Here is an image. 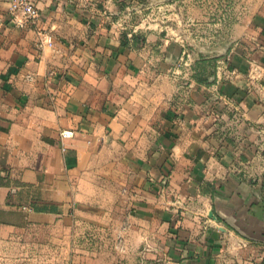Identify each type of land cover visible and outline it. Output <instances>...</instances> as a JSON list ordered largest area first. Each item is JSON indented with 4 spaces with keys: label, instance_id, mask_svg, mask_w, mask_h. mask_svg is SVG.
I'll return each instance as SVG.
<instances>
[{
    "label": "crops",
    "instance_id": "1",
    "mask_svg": "<svg viewBox=\"0 0 264 264\" xmlns=\"http://www.w3.org/2000/svg\"><path fill=\"white\" fill-rule=\"evenodd\" d=\"M35 2L0 0V264H264V0L207 84L158 0Z\"/></svg>",
    "mask_w": 264,
    "mask_h": 264
},
{
    "label": "rangeland",
    "instance_id": "2",
    "mask_svg": "<svg viewBox=\"0 0 264 264\" xmlns=\"http://www.w3.org/2000/svg\"><path fill=\"white\" fill-rule=\"evenodd\" d=\"M263 0H158V10L145 11L143 20L147 25L153 27L157 24V30L163 29L162 33L170 36L182 44L181 56L185 52L189 55V66L193 67L196 59H206V48L219 49L228 44L233 36L235 25L243 24L251 15L252 7H258ZM140 21V22H141ZM129 28L127 31H132ZM146 29V27H145ZM145 29H138L137 34L142 38ZM142 32V33H141ZM136 35V34H133ZM213 50V51H215ZM204 53V54H203ZM212 64L208 68V73H212L216 68L218 58H209ZM183 63V62H181ZM180 64V63H179ZM221 66V64H217ZM185 67V66H184ZM179 76L180 83L186 86L190 82V75ZM211 76V77H212ZM184 77V78H181ZM98 236V235H97ZM96 236V237H97ZM94 235L84 238V244L89 247V243L96 240ZM106 235H101L97 239L101 243ZM115 243H121L122 237L110 236ZM84 261L89 259L90 253H83Z\"/></svg>",
    "mask_w": 264,
    "mask_h": 264
},
{
    "label": "built area",
    "instance_id": "3",
    "mask_svg": "<svg viewBox=\"0 0 264 264\" xmlns=\"http://www.w3.org/2000/svg\"><path fill=\"white\" fill-rule=\"evenodd\" d=\"M10 11L18 20V24L23 26L25 23H34L39 18V10L36 6L35 0H10ZM51 42V39H49ZM189 55L184 52L181 58V65L189 66ZM72 133L62 132L61 138L67 139L72 137ZM65 151V149H63Z\"/></svg>",
    "mask_w": 264,
    "mask_h": 264
},
{
    "label": "trees",
    "instance_id": "4",
    "mask_svg": "<svg viewBox=\"0 0 264 264\" xmlns=\"http://www.w3.org/2000/svg\"><path fill=\"white\" fill-rule=\"evenodd\" d=\"M212 62L213 61H211V59H202L200 61H196L193 66L194 73L192 75V78L198 83L207 84L208 80L212 76V73H208V68L210 67ZM0 183L2 184L1 181Z\"/></svg>",
    "mask_w": 264,
    "mask_h": 264
}]
</instances>
